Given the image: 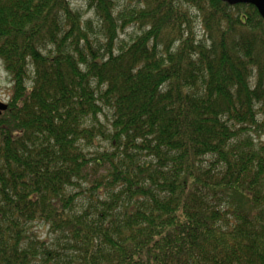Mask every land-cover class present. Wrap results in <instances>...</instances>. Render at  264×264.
<instances>
[{
	"label": "trees",
	"instance_id": "1",
	"mask_svg": "<svg viewBox=\"0 0 264 264\" xmlns=\"http://www.w3.org/2000/svg\"><path fill=\"white\" fill-rule=\"evenodd\" d=\"M83 1L0 0V264H264V19Z\"/></svg>",
	"mask_w": 264,
	"mask_h": 264
},
{
	"label": "rangeland",
	"instance_id": "2",
	"mask_svg": "<svg viewBox=\"0 0 264 264\" xmlns=\"http://www.w3.org/2000/svg\"><path fill=\"white\" fill-rule=\"evenodd\" d=\"M116 2V9L121 8V6L124 4V0H114ZM71 6L74 10L78 11L83 21L89 23V32H91L92 37H100V23L98 19L95 17L94 13L92 11H89L87 9V4L83 0H70ZM138 34V31L134 28H129L123 33L120 34V41L122 43H128V41L131 38H134ZM196 34L199 35L200 30L199 27H196ZM10 88H11V82L8 78V75L3 70V67L0 63V101L7 102L9 95H10ZM111 117V110L108 107L103 108V115L100 116V122L103 124L106 128H108V120H110ZM264 140V135L262 137ZM105 147H108V143L103 144ZM81 202H83L84 197L82 196ZM33 231L37 234L38 237L42 239H48L51 238V235L48 231V228L42 227L41 225H34Z\"/></svg>",
	"mask_w": 264,
	"mask_h": 264
},
{
	"label": "water",
	"instance_id": "3",
	"mask_svg": "<svg viewBox=\"0 0 264 264\" xmlns=\"http://www.w3.org/2000/svg\"><path fill=\"white\" fill-rule=\"evenodd\" d=\"M224 3L234 6V5H251L253 6L261 18L264 19V0H222ZM6 105L0 103V112L5 111Z\"/></svg>",
	"mask_w": 264,
	"mask_h": 264
},
{
	"label": "bare ground",
	"instance_id": "4",
	"mask_svg": "<svg viewBox=\"0 0 264 264\" xmlns=\"http://www.w3.org/2000/svg\"><path fill=\"white\" fill-rule=\"evenodd\" d=\"M222 1V0H221ZM223 2V1H222ZM224 3V2H223ZM228 5V4H227ZM230 6V5H229ZM235 6V5H234Z\"/></svg>",
	"mask_w": 264,
	"mask_h": 264
}]
</instances>
